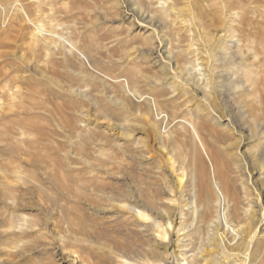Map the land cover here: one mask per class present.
Returning a JSON list of instances; mask_svg holds the SVG:
<instances>
[{"label": "bare ground", "instance_id": "obj_1", "mask_svg": "<svg viewBox=\"0 0 264 264\" xmlns=\"http://www.w3.org/2000/svg\"><path fill=\"white\" fill-rule=\"evenodd\" d=\"M94 1L97 6L100 5L99 0H94ZM100 1H103L104 3L103 6H106L108 10L110 9L112 10L114 9L116 11L119 10L121 14H124L122 16L123 24L126 23L127 25H131V27L132 26L134 27L131 33L128 32L126 33V35H122V34L119 35L120 41L130 43L131 41L129 42V37L133 39L142 38L144 40L143 41L145 45L144 48L140 46L141 48L139 47L135 49L136 47H133L136 53L137 50L139 51L137 53L138 56L145 57V59L146 57L153 58V56H156L153 58L155 60L158 58V56H163L165 61H167L168 63L174 62L177 69L181 73L186 75H193L196 69L187 64L180 65L179 61L182 58L185 60L187 57H189V55H192V57L200 58V55H204V53L207 54V59L209 58L211 60H210V65L208 67L206 66L207 68L205 67V72L207 73L206 77L204 78V73H203L201 74L202 76H200V78H197V83L203 89L202 91H204L205 94H208L207 91L209 87L210 89L212 87L217 88L216 92L219 93L221 90L218 91V86H219L218 83L221 82L222 79L228 80V82H232L235 80V82L233 83L237 89L236 91L237 96H234L232 98L233 100L232 104H230L228 100H226L227 103L226 101L225 103L228 104L227 106L229 108L226 115L228 117V121L229 120L233 121L237 127L238 137H237L236 148L234 147L236 151L235 153L232 152L233 154L230 153L231 154L229 157L230 161H228V159L225 158L228 161V164H226L225 162L224 164L222 163L221 165L219 164L217 159L208 152L209 149L207 150L206 148L207 145L203 141L200 134V132H202L201 129L203 130L205 129V125H204L205 121L203 116L200 114L201 107L198 105L200 101L198 102V104L196 103L198 106L196 107V115L192 114L194 115V117H189V115L188 117H186L185 115L183 118L181 117V119L178 122H176V119H173L171 117L172 114L170 115L167 111H165L166 109H162V106H160L161 103L166 102V99L163 100L165 102L158 103V100L156 99L157 95L154 97L150 94H147L144 91L143 93L145 94H143L136 88L137 86L131 87L129 83H126L123 86L125 91L129 93L128 95L134 97L135 101L138 100L139 102H142V104L140 103V106L143 105V110L141 109L142 111L145 110L144 105L148 104V107L146 106L145 107L147 109L149 108L148 110H150L152 113L153 120L151 119L152 120L151 123L156 131V136L154 134L153 135L158 140L157 145L160 144L162 148L169 146L171 148L169 154L172 155L171 157L167 158L169 165L166 166L172 167L174 174L176 173L174 175L175 178L174 183L176 184L171 185L170 184L171 181H168V185L169 187L171 185V187L170 188L167 187V183L166 186L164 187L170 189L171 198L169 200L173 202L180 201L179 202L180 205L179 206L176 205L175 207L173 206L169 208L166 205L168 209L161 208L160 204L157 202L158 199L155 198V196L157 195H153L154 194L153 191H151L153 192L152 194L151 192H148V188L146 189L140 187L142 181L141 178H143V176L145 175L143 174L141 178L137 177L134 171H131L130 173L132 174L133 172L135 173L134 174L135 176L133 175L134 176L133 182H135L134 184H136L135 185L136 187L134 189H131V187L134 186H132V184L129 183L131 184L130 186L131 190L130 191L126 190L128 191L127 194H125L127 199L124 200L122 199L124 194L115 192L116 189L111 185V183L113 182L110 181V184L107 183L109 178H107L108 180L105 179L104 177L105 172L103 173L99 171V169L101 168L94 165H90L89 167L84 166L82 168L80 167L78 168L77 162H76L77 165L76 166L75 163L71 161L63 151L62 152L65 155L64 156L58 155L59 157H56L54 156L53 153H50L51 147H50V143H48L49 139H47L50 133L47 132L48 130L46 128V125H44V123H41V121L45 119L41 114L42 112L46 113V111H43L44 107L42 109L41 107L46 103L50 105L51 102L50 103L49 102L44 103L43 101L41 102L40 101L41 98L40 100H37L38 98L36 99V97L32 95L31 91L29 93V90L23 89L25 82L24 84L23 82H21L23 84L21 86L23 87L17 84L18 82H16L15 80L17 75H15V79H14L13 77L14 75H12L13 78H10L8 74L5 73L4 76L1 77H4L3 79L7 81V83L5 84V86L1 88L2 91L0 92V102H1L0 103V202L2 203V204L0 203L2 205L0 210V221L2 224V229L0 230V234L4 235V237H6L7 240L1 242V245H3L1 249V251L3 252L2 256L7 260L8 262L7 264H17L16 261H18V264H23L21 262V259H25V258L29 259L31 255H33L32 253L39 250L47 249V247H49V242H47V240L57 236L56 239L57 240L60 239L62 241L61 245L63 244L67 245V246L64 245L63 247L60 245V248L62 250L61 253L59 254L60 258L58 259V261H63V262L59 264H63L64 262L66 263L68 262L69 264H106V262L108 263V260L110 261L115 260L120 264H165L171 255L170 253H168V246H169L171 233L173 231H176L178 233V239L180 243H182L181 246L182 250L180 249L181 251L178 252L177 254V256H180V259L183 262L182 264L229 263L231 260L234 259L239 260L240 261L239 264H264V0H100ZM73 2L74 1H72L71 3ZM64 5L65 4H63V6ZM68 7L69 6L66 7L65 5V8ZM89 7L90 6H88V8ZM9 13L10 16L9 19L7 20L6 16ZM61 13L62 12H60V14ZM64 14H66V12ZM78 14L80 15V13ZM49 16L51 17L52 15ZM87 16L89 17L88 13ZM21 17L23 20H25L29 25H32L33 27L31 28L33 29L31 33L32 34L31 41L28 45L29 47L27 46L29 48L28 50H30L31 52L35 51L36 53V50L40 46L41 42H43V47H47L48 49L52 48L54 42L55 43L57 42L54 39V37L55 38L57 37L60 41L67 43L83 59L87 61L89 60L88 59L89 56L87 58L85 51L78 49L74 45V43L67 41L64 35L59 34V32L50 30V28L47 29L46 25L44 24L45 22L43 23L42 20H39L38 18L37 20H35L34 18H32L28 9L24 5V2L20 0H14L12 3H10V5H7L2 0H0V37L7 36L6 31L8 29L5 31L4 28L8 27L9 25H12L18 30L21 29V20H20ZM62 20H64V18ZM62 23L63 22H61V24ZM55 28L56 26L53 29ZM50 34L52 35L50 36ZM75 35L76 34H74V36ZM28 40L29 39H27V41ZM156 42L158 43L157 45ZM101 45L105 46L104 43L103 44L101 43ZM132 45L133 44H131V46ZM136 45L137 47L139 46V44L137 43ZM201 45H203V47H208L207 50H201L200 49ZM79 48L82 49L81 46ZM90 49L93 53L98 51V49L96 50V47H94V44H91ZM123 50L126 49L124 48ZM135 52L134 51L132 53L130 52L129 56L130 57L131 55L133 56ZM78 54H77V58L79 57ZM64 56L65 55H63V57ZM126 59L128 60V58ZM160 60H156L155 62L157 63ZM65 61L68 62L67 60ZM130 61L128 63H130ZM90 62L88 61L87 63ZM94 62L96 63V61ZM12 63L14 64V62ZM44 63L47 64L48 62L47 63L44 62ZM183 63L185 62L183 61ZM38 65H40V63ZM67 65H69V63ZM99 65L100 64L98 63V66ZM102 65H104V63ZM72 67L70 69H72ZM131 67L128 68L129 74L132 75L133 78L135 77L140 78L139 74L142 73L140 68L137 66L132 68ZM160 67L159 69H163ZM37 69L38 71L42 69L41 71L43 73L46 72L43 71V68H37ZM67 69L66 71L69 72L70 69L69 70ZM99 70L98 71L94 70V71L97 72V75H102L104 77H107L106 70L105 73ZM41 71L40 73H42ZM49 71H53V70L49 69ZM90 71L92 72L91 68ZM56 72L58 73V70ZM80 72L82 73L81 70ZM80 72L78 73L77 71L78 75L81 74ZM49 73H48L49 75L52 74V72ZM87 73L84 74L83 72L84 75H87ZM46 74L44 73L45 79L43 83L44 82L48 84L53 83V85H55L54 83L56 82L54 81V79L57 80L58 75L55 73L57 78L55 75L54 78H51L49 76L45 77ZM64 75L67 76V74ZM152 75L153 77H155L153 72ZM28 77L30 78V76ZM156 77L158 78V76ZM138 78L134 81L135 83H138ZM62 79L61 81L63 82V80L65 79L63 80ZM144 79L146 80L145 75H144ZM159 80L162 82L163 77L162 79L159 78L157 79L158 84L160 82ZM106 81L108 82V80ZM140 81L141 79H139V82ZM154 81H156V79ZM166 81L164 82L166 83ZM59 82L57 81V83ZM107 82H105V84H107ZM124 82L126 81L124 80ZM67 83L68 81H65V85ZM148 83H151V81ZM112 84L116 86L117 83L116 84L112 83ZM158 84L154 86L155 88H153V90L162 89L159 87L160 84L159 85ZM170 84H172V82ZM96 85L99 86V84ZM98 86L97 89L100 88ZM34 87H36V85H34ZM73 87L70 88L73 89ZM81 87H79L78 90L80 97L83 94H86V93H82L81 95L80 93V91L82 90ZM172 87L169 90H171ZM140 88H142V86ZM74 89L71 91L75 92L76 90ZM102 89L103 90L105 89L104 86ZM65 90H69V88ZM182 90L185 91L184 89ZM42 91H43L42 95H44V93L46 92H44V90ZM83 91H85L84 88ZM97 92L94 91L93 94L95 93L97 94ZM209 92H211V90ZM52 93H54V91ZM151 93L153 92L151 91ZM5 94H7L8 97L6 102H4ZM69 95L71 94L69 93ZM212 95L215 94L213 93ZM106 96L107 95H105V97ZM112 97L114 96L112 95ZM124 97H127V95ZM49 98L51 99V97H48V99ZM43 99L48 100L47 98H43ZM92 100L95 101V99L93 98ZM183 101L184 100H182V102ZM81 102L83 103L84 101ZM168 102H170V100ZM56 103L55 106L51 104L53 107H56L57 105V107L54 109L55 113H58L59 111L62 112L64 109L61 110L60 107L62 106ZM191 103H195V101ZM58 105L60 107H58ZM76 105L78 106V104ZM85 105H89V104L85 103ZM121 105L117 109H121L122 107L124 108V106L121 107ZM184 105L185 104H183V106ZM235 105H237L236 106V108H238L237 110H235ZM178 106L179 105H177V107L175 108H178ZM138 107L139 105L136 107V109ZM57 108H59L60 110H58ZM80 108H76V111L77 109ZM37 109L39 111H42L41 114L40 112L36 111ZM97 109L99 110V107H97ZM187 109L188 108L186 107V111H188ZM128 110L130 111L129 106H128ZM78 111L80 112V110ZM81 111H83V109ZM61 112H59L58 115H62L60 117L63 118L65 116L66 111L64 115ZM165 112L167 113L169 120L171 119L170 124H168V122H166L164 119L161 120V115ZM47 113L50 114L49 110L47 111ZM100 113H102V111H100ZM58 117L59 116H57V118ZM59 121H63V120L60 119ZM201 121H203L204 123ZM130 122L131 121H129L128 124ZM164 122H166V125ZM173 123L174 124L180 123L179 124L180 128H176L175 130H172V127L174 126ZM135 124L138 123L136 122ZM127 126H128L127 130L133 127L131 130L135 132L134 130L135 128L133 125L130 128H129V126H131L130 124ZM144 126L146 127V124ZM145 127L143 131L147 130V129L145 130ZM138 128L139 127H137V129ZM141 128L142 126L140 127V129ZM149 129L150 128H148V130ZM130 132L128 130L129 135L131 134ZM107 133L108 132H106V135H103L104 133H102L101 135L105 137L108 135ZM52 136L54 135L52 134ZM95 136L96 139L97 137L99 139L98 135ZM89 137L90 136H88V138ZM93 137L94 136H92V138ZM49 138L52 139V137ZM148 138L147 140L150 142ZM110 139L112 138L109 137V140ZM152 139L155 138L151 137V140ZM107 140L108 139H106V141ZM92 142L95 143V141L93 140ZM89 143L91 144V141H89ZM134 143L135 142H133V145H135ZM150 144L151 143H149V145ZM110 146L108 148H111ZM131 146L132 145H130V147ZM73 147H71V149ZM99 147L101 146L99 145ZM104 147L102 150H104ZM130 147L127 146L128 149H130ZM78 148H80L81 150H85L81 145H79ZM156 148H160V147L157 146ZM156 148H154V150ZM162 148H160L161 151ZM93 149L92 152H94ZM112 149L113 147L111 148V150ZM133 149H136V147ZM134 151L137 152L136 150ZM96 152L98 151L96 150ZM130 152L127 153L131 154V156L134 157L135 155H132V153ZM135 152H133V154ZM148 152L149 151H146L143 154H147ZM101 153L103 154V152ZM118 153L120 154L119 151ZM201 153L204 155L205 159H203ZM102 154L99 155V157H96L98 163L104 162V159H108V158L103 159V155L105 156L106 153H104L103 155ZM114 155H118V154L115 153ZM121 155L124 154L122 153ZM150 155L152 154L150 153ZM136 156L134 157V159L136 158ZM119 157H121V162L125 163L123 161V158H125V156L123 158L122 156ZM152 158L153 157H151V159ZM162 158H165L164 155ZM82 159L84 163L86 164L89 163V160L85 156H83ZM119 159L116 158V160ZM105 161H109V160H105ZM95 162L94 164H96ZM177 162L179 166L175 167ZM157 163L159 162L157 161ZM108 164H112V163H108ZM108 164H106L105 162V166L107 165L110 168L111 167L113 168V166L119 167L118 165L109 166ZM148 165L150 166L151 163L150 164L148 163ZM153 166L151 165V167ZM100 167H102V164ZM108 167L106 169H108ZM137 167H141V166H137ZM119 168L120 169L118 168L117 169L120 172L122 168L121 167ZM144 169L146 170L145 167ZM160 172H162V170H160ZM132 174L131 177H133ZM231 174H235V178H231ZM123 175L118 174V176L121 177H123ZM111 176L113 177V175ZM158 176H160V174ZM185 176H187L186 178L187 181L186 180L184 181ZM166 179L169 180L170 178L168 179L167 177ZM150 180L151 179H149L148 182L151 185ZM236 181L237 182L241 181V187H238L236 185ZM144 183L147 182L143 181V185ZM115 184L117 185V183ZM110 186L112 187V189L115 190L107 191V189H109ZM120 186L121 185H118V187ZM152 186L150 187L151 190H153ZM157 187L158 186H156L155 190L157 189ZM121 190L122 188H120V191ZM158 196L157 198H160V196L159 197ZM29 198L36 199L38 201L39 204L38 206H40L39 209L41 211L40 216L38 215L37 217V215L33 216L25 213V206H26L25 200L26 202H28ZM165 204L168 203L166 202ZM149 206H152V208L155 209V218L152 224L147 223L148 220H150L151 217H153L151 211L149 210ZM113 208H120L121 209L120 212L124 210L125 218L124 217L119 218L117 216L118 218L112 219L111 218L112 215L104 216L105 214L104 215L102 214L103 216L99 215V217H97L95 214V213L100 214L106 211L108 212L110 209ZM19 209H22V211H18ZM24 214H27L28 217L21 216ZM134 227L135 229H133ZM186 247H191V248L186 249ZM15 258L17 259L15 260ZM43 261H44L43 263L35 261V264H58L56 261L46 256Z\"/></svg>", "mask_w": 264, "mask_h": 264}, {"label": "rangeland", "instance_id": "obj_2", "mask_svg": "<svg viewBox=\"0 0 264 264\" xmlns=\"http://www.w3.org/2000/svg\"><path fill=\"white\" fill-rule=\"evenodd\" d=\"M5 4L7 5H10V3H12L14 0H2ZM22 2H24V5L26 6V8L28 9L30 15L32 18H34L35 20H37V18L39 20H42V22L46 25L47 29L50 28V30H53L55 32H59V34H62L64 35V37L67 39V41L69 42H72L74 43V45L82 50V51H85L86 53V56L88 58L89 56V62L91 60L90 63H87L88 61L83 59L81 56H79L78 53L75 52L74 49H72L67 43L63 42V41H60L57 37L54 39L57 41L56 43L54 42V44L52 45V48L48 49L47 47H43V42L40 43V46L37 48L36 50V53L35 51L34 52H31L30 50H28L29 48V43L31 41V33H32V30L31 28L32 25H29L25 20L22 19L21 17V29H16L15 27H13L12 25H9L8 27H5V31L7 32V38L6 37H0V92L2 91L1 88L3 86H5V84L7 83V81H5L3 78L4 77H1V76H4V74H8V76L10 78H13L15 79V75L16 76V82H18L17 84L18 85H23L24 82V87L23 89H26V90H29V93L31 91L32 95H34L36 97L37 100H40L41 98V102L43 101L44 103L46 102H51V104H53L55 106V103L57 102L59 105L58 107H60L61 110H63L61 112L63 115L65 113V116L63 118L60 117L62 115H58V113H55L54 109L57 107H53L51 104V106L46 103L44 104L41 109L43 108V111H47L49 110L50 114L47 113L48 115L45 113V112H42V111H39L38 109L36 111L42 112V116L45 118L43 121H41V123H44V125H46V128H47V132H49V137H52L51 138H47L49 139L48 140V143H50V153H53L54 156L56 157H59L58 155H61V156H64L65 154L68 156V158L73 161L76 165V162L78 164V168H82V167H89L90 165H94V166H97L101 169H99V171L101 172H105L104 173V177L106 180H108L107 178H109L108 182L110 184V181H112L113 183H111L112 187H114L115 189H112V187L110 186L109 189H107V191H113L115 190V192H119L120 194H124V196L122 197V199H127V197L125 196V194H127L128 191L126 190H131V189H134L136 186V184H134L135 182H133V179H134V174L136 173V176L137 177H140L143 176V174L145 176H143L142 181H141V185L140 187L141 188H148V192H151L153 191L154 194L153 195H159L160 198H157V196H155L157 200V202L160 204L161 208L163 209H168L169 207H175L176 205L179 206V202H173V201H170L169 199L171 198L170 196V187L171 185H174L176 183L175 182V178H174V171H173V168L170 167V166H166V165H169L168 164V161H167V158L168 157H171L172 154H169V151H170V146L169 147H161L160 144L157 145V142L158 140L156 139V131L151 123V121L153 120V117H152V113L150 110H148L146 107H148V104L146 103H143V104H146L144 105V111L143 110V105L140 106V103L142 104V102H139L138 100L135 101L134 97H132L131 95H128L129 93L125 91L124 89V84L126 83H129L130 86H137L136 88L141 92L143 93L146 92L147 94H150L152 96H156V99L158 100V103H161V102H165L163 101L164 99H166V104L165 103H161L160 106H162V109H166L165 111H167L171 117L173 119H176V122H178L181 117L183 118L185 115L186 117H194V115H196V107L199 105L201 107V111H200V114L203 116L204 118V121H201L204 123L205 125V129L208 128V129H201L202 132H200L201 134V137L203 139V141L205 142V144L207 145L206 148L208 150V152L213 155L217 161L219 162V164L221 165L222 163L224 164L226 162V164H228V161H230V153L236 151V143H237V137H238V133H237V127H236V124L229 120L228 121V117L226 116L227 115V112H228V104L226 100H228L230 102V104H232V98L234 96H237L236 94V86L234 85L233 82H228V80H224L222 79L221 82H219V86H218V91H220L219 93L216 92L217 88H211L209 87L207 93L208 94H205L204 91H202L203 89L200 87V85L197 83V78H200V76H202L201 74L204 73V78L206 77V72H205V67L209 66L210 65V60L211 59H207V54L204 53V55H200V58L199 57H192V55H189V57H187L185 60L182 58L179 62H180V65H183V64H187L191 67H194L196 70H195V73L193 75H186V74H183L181 73L174 62L172 63H168L167 61H165V59L163 58V56H158V58L156 60H160L158 61L157 63L155 62L156 60L153 59L154 57L156 56H153V58L151 57H141V56H138L137 53L139 52L137 50V53L135 52V50L133 49V47H136L135 49L139 48L140 46L142 48L145 47L144 45V40L142 38H131L129 37V42L130 43H127V42H122L120 41V36L119 35H126V33L128 32H132L134 27L131 25H127L126 23L123 24L122 22V16L124 14H121V12L116 11V10H108V8L106 6H103V1H100V5L97 6L95 4V1L94 0H20ZM72 1H74L73 3H71ZM81 3H79V2ZM83 1V2H82ZM89 1V2H88ZM94 1V2H93ZM44 3V4H43ZM89 3V4H88ZM95 5H94V4ZM42 4V5H41ZM63 4L67 6H69L68 8H65V5L63 6ZM68 4V5H67ZM77 7H76V5ZM86 4V5H85ZM93 4V5H92ZM88 6H90L88 8ZM38 7V9H37ZM94 7V8H93ZM73 8V9H72ZM97 8V10H96ZM48 9V10H47ZM55 9V10H54ZM85 9V10H83ZM87 9V10H86ZM35 10V11H34ZM37 10V11H36ZM43 10V11H42ZM54 10V11H52ZM72 10V11H71ZM78 12H77V11ZM41 11V12H40ZM82 11V12H81ZM85 11V12H83ZM121 11V10H120ZM32 12V13H31ZM39 12V13H38ZM52 12V13H50ZM54 12V13H53ZM60 12H62L60 14ZM66 12V14H64ZM68 12V13H67ZM72 13V15H71ZM74 13V14H73ZM80 13V15L78 14ZM87 13L89 15V17L87 16ZM34 14V15H33ZM38 14V15H37ZM41 14V15H40ZM52 15L51 17L49 15ZM57 16H56V15ZM82 14V15H81ZM93 14V15H92ZM69 15V17H68ZM85 15V16H84ZM48 16V17H47ZM59 16V17H58ZM62 16V17H61ZM67 16V18H66ZM76 16V17H75ZM55 17V18H54ZM58 17V18H57ZM75 17V18H74ZM85 17V18H84ZM61 18V19H60ZM64 18V20H62ZM77 18V19H76ZM80 18V19H79ZM53 19V20H52ZM56 19V20H54ZM84 19V20H83ZM93 19V20H92ZM52 20V21H51ZM68 20V21H67ZM49 21V22H48ZM65 21V22H64ZM74 21V22H73ZM61 22H63L61 24ZM68 22V23H67ZM71 22V24H70ZM82 22V23H80ZM125 22V21H124ZM58 23V24H57ZM28 24V25H27ZM51 26H50V25ZM61 24V25H60ZM24 25V26H23ZM53 25V26H52ZM56 26V30L53 29L55 26ZM73 25V26H72ZM97 26V27H96ZM70 27V28H69ZM66 28V29H65ZM74 28V29H73ZM68 29V30H67ZM25 30V31H24ZM64 30V32H63ZM18 31V32H17ZM30 31V32H29ZM62 32V33H61ZM74 34H76L74 36ZM216 34V32H215ZM52 34H50L51 36ZM133 35V34H132ZM49 36V37H50ZM9 37V38H8ZM91 37V38H90ZM117 37V38H116ZM4 38V39H3ZM6 38V39H5ZM27 39H29L27 41ZM83 39V40H82ZM138 39V40H137ZM142 39V40H141ZM5 41V42H4ZM139 44V46L137 47L136 43ZM141 41V42H139ZM60 44H59V43ZM86 42V43H85ZM85 43V44H84ZM101 43L105 44L104 45H101ZM107 43V44H106ZM26 44V46H25ZM91 44H94V47H96V50L98 49V51H94L95 53H93L90 49L91 47ZM124 44V45H123ZM131 44H133L131 46ZM158 43L156 42V45ZM17 45V46H16ZM59 45V46H58ZM86 45V47H85ZM126 45V46H125ZM144 45V46H143ZM25 46V47H24ZM28 46V47H27ZM82 47L79 48V47ZM129 46V47H128ZM11 47V48H10ZM140 47V48H141ZM9 48V49H8ZM21 48V49H20ZM66 48V49H65ZM126 49V50H123V49ZM204 48V49H203ZM208 47H203V45L200 46V49L201 50H207ZM86 49V50H85ZM89 49V50H87ZM120 49V50H119ZM46 50V51H45ZM65 50V51H64ZM15 51V52H14ZM30 51V52H28ZM61 51V52H60ZM135 52V54H133V56L131 55V57L129 56V53L131 52ZM6 52V53H5ZM69 52H72V53H69ZM88 52V53H87ZM92 52V53H91ZM124 52V53H123ZM127 52V53H126ZM35 53V54H34ZM58 53V55H57ZM11 54V55H10ZM18 54V55H17ZM24 54V55H23ZM68 54V56H67ZM72 54V55H71ZM77 54H78V58H77ZM90 54H91V57H90ZM96 54V56H95ZM103 54V56H102ZM128 56H126V55ZM29 55V56H28ZM61 55V56H60ZM63 55H65L63 57ZM23 56V57H22ZM28 56V57H26ZM96 58H95V57ZM3 57V58H1ZM26 57V58H25ZM54 59H53V58ZM62 57V58H61ZM67 57V59H66ZM69 57V58H68ZM74 57V58H73ZM23 58V59H22ZM49 58V59H47ZM57 58V59H56ZM65 58V59H63ZM73 58V59H72ZM82 58V59H81ZM91 58V59H90ZM105 58V59H104ZM107 58V60H106ZM115 58V59H113ZM128 58V60L126 59ZM137 58V59H136ZM195 58V59H194ZM198 58V60H197ZM204 58V60H203ZM206 58V59H205ZM47 59V60H46ZM56 59V60H55ZM62 59V60H60ZM94 59V60H93ZM144 59V60H143ZM15 60V61H13ZM20 60V61H19ZM28 60V61H27ZM65 60H67L68 62H66ZM77 60V61H76ZM82 60V61H81ZM106 62H105V61ZM118 60V61H117ZM131 60V61H130ZM164 60V61H163ZM201 60V61H200ZM48 62L47 64H45L44 62ZM64 61V63H63ZM75 61V62H74ZM96 61V63L94 62ZM108 61V63H107ZM130 61V63H128ZM134 61V62H132ZM183 61L185 63H183ZM190 61V62H189ZM194 61V62H193ZM14 62V64L12 63ZM40 65H38L39 63ZM50 62V64H49ZM57 62V63H56ZM77 62V63H76ZM86 62V64H85ZM114 62V63H113ZM166 62V63H165ZM30 63V64H29ZM63 63V64H62ZM66 63V64H65ZM69 63V65H67ZM98 63L100 64L98 66ZM104 63V65L102 64ZM110 63V64H109ZM119 63V64H117ZM196 63V64H195ZM198 63H199V66H198ZM206 63V64H205ZM58 64V65H57ZM74 67H72V65ZM109 64V65H108ZM124 64V65H123ZM130 64V65H129ZM158 64V65H157ZM201 64V65H200ZM14 65V66H13ZM21 65V66H20ZM25 65V66H24ZM34 65V66H33ZM50 65V66H49ZM52 65V66H51ZM128 65V66H127ZM132 65V67H139L140 70H141V74H139L140 78L138 77H135L133 78L132 75L129 74L128 72V68H130ZM134 65V66H133ZM170 65V66H169ZM13 66V67H12ZM24 66V67H23ZM29 69H28V67ZM41 66V67H40ZM43 66V67H42ZM47 66V67H46ZM72 69H70L71 67ZM104 66V67H103ZM107 66V68H106ZM160 68H163V69H159ZM169 66V67H168ZM175 68H174V67ZM196 66V67H195ZM198 66V67H197ZM27 67V68H26ZM36 67V68H35ZM69 68L70 71H71V74H70V71H66V69H63V68ZM78 67V68H77ZM95 67V68H94ZM99 67V68H97ZM109 67V68H108ZM131 67V68H132ZM145 69H143V68ZM206 67V68H207ZM23 68V69H22ZM37 68H43V71H46L44 72L45 74L49 73V72H52V76L51 75H45L46 76H49L51 78H54L56 76V74L58 75V78L57 80L54 79V81L56 83H54L55 85H53V83H46L44 81V73L41 71L42 69H40L38 71ZM45 68V69H44ZM46 68H49L53 71H49V69H46ZM62 68V69H60ZM77 68V69H76ZM90 68L92 70V72L90 71ZM102 68V69H101ZM104 68V69H103ZM165 68V69H164ZM172 68V69H171ZM58 70V73L55 71ZM67 69V70H69ZM74 69V70H73ZM75 69H76V72H75ZM100 69V70H99ZM115 69V70H113ZM12 70V71H10ZM28 70V71H26ZM73 70V71H72ZM80 70L82 71V73L80 72ZM87 70V71H86ZM89 70V71H88ZM102 71L103 73H105L106 71V76L107 77H104L102 75H97V72L95 71ZM106 70V71H105ZM109 70V71H108ZM26 71V72H25ZM40 71L42 73H40ZM55 71V72H54ZM80 72L81 74H86L87 72V75H81L78 73ZM116 71V72H114ZM176 71V72H175ZM19 72V73H18ZM35 72H36V75H35ZM54 72V73H53ZM75 72V73H73ZM112 72V73H111ZM124 72V73H122ZM152 72L154 74V76H158L159 79H162L163 77V81L159 82V84L157 83V77H153L152 75ZM166 72V73H165ZM175 72V73H174ZM178 72V73H177ZM24 73V74H23ZM39 76H38V74ZM56 73V74H55ZM63 73V74H62ZM69 73V75H68ZM73 73V74H72ZM97 75H95V74ZM109 73V75H108ZM168 73V74H167ZM43 74V75H42ZM64 74H67V76H65ZM124 74V75H123ZM157 74V75H156ZM174 74V75H173ZM199 74V75H198ZM12 75H14L12 77ZM30 76V78L28 76ZM55 75V76H54ZM75 75V76H74ZM78 75V76H77ZM89 75V76H88ZM93 75V77H92ZM116 75V77H115ZM119 75V76H117ZM144 75L146 77V80L144 79ZM148 75V76H147ZM180 75V76H179ZM38 76V77H37ZM43 76V77H42ZM74 76V77H73ZM77 76V77H76ZM86 76V77H85ZM92 78H91V77ZM101 76V77H100ZM131 76V77H130ZM168 76V77H167ZM188 76V77H187ZM35 80H34V78ZM80 77V78H79ZM85 77V79H84ZM98 77V78H97ZM128 77V78H127ZM166 77V78H165ZM173 77V79H172ZM175 77V78H174ZM180 77V78H179ZM18 78V79H17ZM25 80H23V79ZM37 78V79H36ZM60 78V79H59ZM65 80H63V79ZM69 78V79H68ZM83 78V79H81ZM107 78V79H106ZM116 78V79H115ZM118 78V79H117ZM133 78V79H132ZM138 78V83H135L134 81ZM147 78H148V81H147ZM152 78H155L156 81H154L155 79H152ZM188 78V79H187ZM21 79V81H20ZM42 79V80H40ZM61 79L63 80V82L61 81ZM81 79V80H80ZM89 81H88V80ZM91 79H92V82H91ZM101 79V80H100ZM123 79V80H122ZM133 81H132V80ZM139 79H141V81L139 82ZM143 79V80H142ZM13 80V79H12ZM79 80V81H77ZM108 80V82L106 81ZM119 84H118V82ZM124 80L126 82H124ZM128 80V81H127ZM130 80V81H129ZM167 80V81H166ZM192 80V81H191ZM57 81L59 83H57ZM65 81H68V83L65 85ZM104 81V82H103ZM115 81V82H114ZM123 81V82H122ZM151 83H148L150 82ZM166 81V83L164 82ZM2 82V83H1ZM23 82V84L21 83ZM37 84H36V83ZM80 82V83H78ZM102 82V83H101ZM105 82H107V84H105ZM159 85L160 88H162L161 90L159 89H155L153 90V88H155L154 86L157 85L156 83ZM168 82H172V84L168 83ZM224 82V83H223ZM10 83H13V82H10ZM101 83V84H100ZM109 83V84H108ZM111 83V85H110ZM112 83L116 84L113 85ZM163 83V84H162ZM174 83V84H173ZM229 83V84H228ZM44 86H43V85ZM63 87H62V85ZM75 84V85H74ZM92 84V85H91ZM96 84H99L96 85ZM167 84V85H166ZM169 84V85H168ZM34 85H36V87H34ZM40 85V87H39ZM70 85V86H69ZM109 85V86H108ZM122 85V86H121ZM171 85V86H170ZM178 85V86H177ZM180 85V87H179ZM230 85V86H229ZM27 86V87H26ZM42 86V87H41ZM47 86V87H46ZM50 86V87H49ZM58 87V88H55V87ZM68 86V87H67ZM75 86V87H73ZM81 86H84V87H81L80 88V93L82 95V93H86V94H83L84 97H87V98H84L83 95L80 97L79 95V87ZM97 86L100 87L97 89ZM104 86V88L106 89H102ZM114 86V87H113ZM142 86V88H140ZM173 86V87H172ZM232 86V87H231ZM54 87V88H53ZM60 87V88H59ZM66 87V88H65ZM73 87L74 90H76L75 92L74 91H71L73 89L71 88ZM86 87V88H85ZM117 87V88H116ZM139 87V88H138ZM168 87V88H167ZM172 87V91L169 90L170 88ZM38 90H37V89ZM53 90H51V89ZM69 90H65V89H68ZM83 88L85 91H83ZM109 88V89H108ZM113 92H112V90ZM124 91H123V89ZM153 92L151 93V91ZM177 90H176V89ZM34 89V90H33ZM64 89V90H63ZM93 89L95 92H97V94H93L94 91L91 90ZM167 89V90H166ZM176 91H175V90ZM182 89H184L185 91H183ZM37 92H36V91ZM46 92L44 93V95H42L43 91ZM103 90V91H102ZM111 90V92H110ZM115 90V91H114ZM117 90V91H116ZM211 90V92H209ZM213 90V91H212ZM41 91V93H40ZM54 91V93H52ZM68 91V92H66ZM123 91V92H122ZM162 91V92H161ZM170 91V93H169ZM175 91V93H174ZM188 91V92H187ZM28 92V91H26ZM59 94H57V93ZM101 92V93H100ZM107 92V93H106ZM118 92V93H117ZM158 92V93H156ZM173 92V93H171ZM177 92V93H176ZM184 92V93H182ZM187 92V93H185ZM190 92V93H189ZM51 93V95H50ZM69 93L71 95H69ZM104 93V94H102ZM112 93V94H110ZM116 93V94H115ZM127 95V97H124ZM180 93V94H179ZM215 94V95H212V94ZM41 97H40V95ZM57 94V95H56ZM92 94V95H91ZM109 94V95H108ZM122 94V95H121ZM145 94V93H143ZM162 97H161V95ZM185 94V95H184ZM226 94V95H225ZM232 94V95H231ZM48 95V96H47ZM56 95V96H55ZM61 98H60V96ZM66 95V96H65ZM105 95H107L105 97ZM112 95L114 97H112ZM212 95V96H211ZM45 96V97H44ZM63 96V97H62ZM77 96V97H76ZM79 96V97H78ZM93 96V97H92ZM110 96V98H109ZM129 96V97H128ZM131 96V97H130ZM168 96V97H167ZM174 96V97H173ZM194 96V98H193ZM196 96V97H195ZM232 96V97H231ZM48 97H51V99ZM59 97V98H58ZM83 97V98H82ZM90 97V98H89ZM166 97V98H165ZM188 99H187V98ZM199 97V99H198ZM43 98H47L48 100L46 99H43ZM95 99V101L92 100ZM99 98V99H98ZM168 98V99H167ZM177 98V99H176ZM191 98V100H190ZM197 98V99H196ZM207 98V99H206ZM8 99L7 97V94L4 95V102H6V100ZM87 99V100H86ZM176 99V100H174ZM46 100V101H44ZM125 100V101H124ZM131 100V101H130ZM162 100V101H161ZM170 100V102H168ZM182 100H184L182 102ZM205 102H204V101ZM53 101V102H52ZM75 101V102H74ZM81 101H84L83 103ZM195 103H191V102H194ZM200 101V103L198 104V102ZM219 101V102H218ZM226 101V103H225ZM81 102V103H80ZM92 102V103H91ZM174 102V103H173ZM181 102V104H180ZM218 102V103H217ZM1 103V102H0ZM56 103V104H57ZM64 103V104H63ZM85 103L89 104V105H85ZM120 103V104H119ZM129 103V104H127ZM139 103V104H138ZM171 103V104H170ZM178 103V104H177ZM187 103H188V106H187ZM190 103V104H189ZM198 105H197V104ZM210 103V104H209ZM78 104V106L76 105ZM82 104V106H81ZM85 106H84V105ZM93 104V105H91ZM95 104H96V107H95ZM100 104V105H99ZM113 106H112V105ZM115 104V105H114ZM122 104V105H121ZM125 104V105H124ZM176 106H175V105ZM183 104H185L183 106ZM193 104V105H192ZM260 104V103H259ZM111 105V106H110ZM116 105H119V106H116ZM121 105L124 106V108L122 107L121 109H117L119 108ZM130 108V111L128 110V106ZM139 105V107L136 109V107ZM178 108H175L177 107ZM261 105V104H260ZM47 106V107H46ZM73 108H72V107ZM82 108H80V107ZM85 108H84V107ZM146 106V107H145ZM227 106V107H226ZM237 105H235V110H237L238 108H236ZM50 107V109H49ZM75 107V109H74ZM87 107V108H86ZM97 107H99V110L102 111V113H100V111L97 109ZM134 107V108H132ZM168 107V108H167ZM186 107L188 108L186 111ZM210 107V108H209ZM76 108H80V109H77L80 110V112L76 111ZM116 108V109H115ZM140 108V109H139ZM173 108V109H172ZM58 110H60L59 108H57ZM73 109V110H72ZM83 109V111H81ZM106 109V110H105ZM133 109V110H132ZM139 109V110H138ZM142 109V110H141ZM173 111H172V110ZM185 109V111H184ZM205 109V110H204ZM219 109V110H218ZM226 109V110H225ZM114 110V111H113ZM124 110V111H122ZM132 110V111H131ZM171 110V111H170ZM183 110V112H182ZM194 110V111H193ZM203 110V111H202ZM212 110V111H211ZM118 111V112H117ZM140 111V112H139ZM170 111V112H169ZM220 111V112H219ZM104 112V113H103ZM124 112V113H123ZM130 114H129V113ZM133 112V113H131ZM202 112V113H201ZM60 113V114H61ZM77 113V114H76ZM112 113V115H111ZM126 113V114H125ZM128 113V114H127ZM136 113V114H135ZM140 113V114H139ZM226 113V114H225ZM57 114V115H56ZM76 114V116H75ZM84 114V115H83ZM107 114V115H106ZM110 114V115H109ZM132 114V115H131ZM134 114V115H133ZM149 114V115H148ZM175 114V115H174ZM180 114V115H178ZM194 114V115H192ZM138 115V116H137ZM147 115V116H145ZM151 115V117H150ZM47 116V117H46ZM57 116H59L57 118ZM108 118H106V117ZM131 116V118H130ZM177 116V117H176ZM52 117V119H51ZM102 117H105V118H102ZM114 117V118H113ZM150 117V118H149ZM216 117V118H215ZM63 120V121H59L60 119ZM68 118V119H67ZM110 118V120H109ZM115 118H118V119H115ZM130 118V119H129ZM142 118V119H141ZM178 118V119H177ZM78 119V120H77ZM100 119V120H99ZM126 121H124V120ZM135 121H134V120ZM152 119V120H151ZM210 119V120H209ZM219 119V120H218ZM71 120V121H70ZM119 120V121H118ZM53 121V122H52ZM114 121V122H113ZM131 121L129 124L132 127V125L134 126V130H131L132 128L128 129L129 132L131 130V134L129 135L128 134V122ZM141 121V122H139ZM213 121V122H211ZM110 122V123H109ZM122 122V124H121ZM137 122L138 124H135ZM66 123V124H64ZM119 123V124H118ZM121 124V125H120ZM146 124V127L144 126ZM180 123H176L173 125L172 127V130H175L176 128H180ZM202 124V123H201ZM120 125V126H118ZM136 125V127H135ZM140 125V126H139ZM211 125V126H210ZM118 126V127H117ZM126 126V127H125ZM142 126V128L140 129V127ZM179 126V127H178ZM121 127V128H120ZM123 127V128H122ZM137 127H139L137 129ZM144 127H145V130L146 131H143L144 130ZM150 128L148 130V128ZM212 127V128H211ZM104 128V129H103ZM107 128V129H106ZM158 128V127H157ZM137 129V131H136ZM152 129H153V132H152ZM214 129V130H213ZM78 130V131H77ZM99 130H102V131H99ZM104 130V131H103ZM125 131V132H122V131ZM127 130V131H126ZM160 130V129H159ZM95 131V132H94ZM108 132L107 136H102L101 134L104 133L103 135H106V132ZM88 132V133H87ZM113 132V133H112ZM145 132V133H144ZM136 133V134H135ZM52 134L54 136H52ZM125 134V135H124ZM133 134V135H132ZM147 134V135H146ZM150 134V135H149ZM152 134V136H151ZM155 136H154V135ZM94 136L92 138V136ZM95 135H98L99 136V139L97 137L96 139V136ZM102 137H101V136ZM117 135V137H116ZM124 135V136H123ZM129 135V136H128ZM132 135V136H131ZM135 135V136H134ZM146 135V136H145ZM212 135V136H211ZM67 136V137H66ZM87 136V138H86ZM88 136H90L89 139ZM143 136V137H142ZM152 138H155L156 139V142H155V139H152L151 140V137ZM70 137V138H69ZM109 137L112 138L109 140ZM120 137V138H119ZM124 137V138H123ZM127 137V138H125ZM142 137V138H141ZM149 137V138H148ZM69 138V139H68ZM86 138V139H85ZM135 138V139H133ZM141 138V139H140ZM144 138V139H143ZM147 138L150 140V142L147 140ZM56 139V140H55ZM82 139V140H81ZM88 139V140H87ZM106 139H108L106 141ZM127 139V140H126ZM95 141L94 142H92ZM102 140V141H101ZM105 140V141H104ZM131 140V141H130ZM140 140V141H139ZM68 141V142H67ZM88 141V142H87ZM89 141H91V144L89 143ZM122 141V142H121ZM126 141V142H125ZM135 142L133 145V142ZM139 141V142H138ZM145 141V142H144ZM148 141V142H147ZM155 143H154V142ZM55 142V144H54ZM57 142V143H56ZM121 142V143H120ZM153 142V143H152ZM93 143V144H92ZM103 143V144H101ZM105 143V144H104ZM125 145H124V144ZM129 143V144H128ZM137 143V144H136ZM149 143H151L149 145ZM54 144V145H53ZM72 144V145H71ZM95 144V145H94ZM115 144V145H114ZM121 146H120V145ZM154 144V145H153ZM74 145V147H73ZM81 145L85 150H81L80 148H78V146ZM92 147H90V146ZM99 145L102 147H99ZM106 147H104V146ZM108 145V146H107ZM111 145V146H110ZM130 145H132L130 147ZM97 146V147H95ZM113 147V151L111 150V148H108V147ZM127 146L130 147V149L127 148ZM141 148H140V147ZM144 146V148H143ZM153 150H152V148ZM160 147L162 148V151L160 148H156V147ZM224 146V147H223ZM71 147H73L71 149ZM95 147V148H94ZM104 147V150H102ZM115 147V148H114ZM136 149H133L135 148ZM221 149H220V148ZM227 147V148H226ZM235 147V148H234ZM66 148V149H65ZM87 148V149H86ZM94 148V149H93ZM98 148V149H97ZM101 148V149H100ZM106 148V149H105ZM117 148V150H116ZM124 148V150H123ZM140 148V149H139ZM151 148V149H150ZM154 148H156L154 150ZM92 149L94 152H92ZM110 149V150H108ZM149 151L147 154H143L145 153L146 151ZM150 149V150H149ZM160 149V150H159ZM168 149V150H167ZM214 149V150H213ZM227 149V150H226ZM233 149V151H232ZM53 150V151H52ZM68 152H67V151ZM96 150L98 152H96ZM100 150V152H99ZM134 150H136L137 152H135ZM144 150V151H142ZM65 153H63V152ZM76 151V152H75ZM118 151L120 152V154L118 153ZM126 151V152H125ZM131 151V152H130ZM141 151H142V154H141ZM160 153H158V152ZM229 151V152H228ZM103 152L106 153L105 156L101 153ZM132 153V155H138L136 156V160L134 159L133 156H131V154H128V153ZM133 152H135L133 154ZM79 153V154H78ZM93 153V154H92ZM99 153V154H97ZM103 155V159L104 158H108V159H104V162H100L98 163L97 160H96V157H99V155L101 154ZM112 153V154H111ZM115 153H117L118 155H114ZM124 154V155H121V154ZM150 153L152 155H150ZM163 153V154H161ZM96 156H95V155ZM127 154V155H126ZM156 154V155H154ZM233 154V153H232ZM76 155V156H75ZM79 157H78V156ZM85 156L88 160H89V163H84L82 160L83 156ZM110 155V156H109ZM164 155L165 158H162ZM169 155V156H168ZM203 159L204 158V155L201 153ZM116 158H120L119 160H116ZM119 156H122V158L125 156V158H123V162H121V157ZM155 156V157H154ZM159 156V157H158ZM225 156V157H224ZM132 157V158H131ZM138 157V158H137ZM151 157H153L151 159ZM224 157V158H223ZM111 158V159H110ZM116 160L114 161L113 160ZM157 158V159H156ZM160 158V159H158ZM227 158L228 161L225 159ZM126 159V160H125ZM145 159V160H144ZM157 160L159 163H157ZM162 159V160H161ZM164 159V160H163ZM96 162H95V161ZM105 160H109V161H105ZM135 160V161H134ZM93 161V162H92ZM118 161V162H117ZM141 161V162H140ZM146 163H145V162ZM166 161V162H165ZM70 162V161H69ZM94 162L96 164H94ZM105 162L106 164L108 163H112V164H108L109 166L111 165H118L119 167H121L122 169H120L119 167L117 166H113V168L111 167H108V169H106L107 167L105 166ZM115 162V164H114ZM153 162V163H152ZM104 163V165H103ZM130 163V164H129ZM135 163V164H134ZM148 163L153 166L151 167V165L149 166ZM167 163V164H166ZM206 163V162H205ZM102 164V167H100ZM125 164V165H124ZM140 164V165H138ZM143 164V165H141ZM149 166H147V165ZM162 166H160V165ZM141 166V167H137V166ZM106 168H105V167ZM179 164L178 162L176 163L175 167H178ZM116 167V168H115ZM132 167V168H131ZM137 167V168H135ZM144 167L146 168V170L144 169ZM160 167V168H159ZM165 167V168H164ZM110 168V169H109ZM118 168V169H117ZM135 168V169H133ZM104 169V170H103ZM113 169V171H112ZM126 169V170H125ZM137 169V170H136ZM153 169V170H152ZM155 169V170H154ZM171 169V170H170ZM110 170V171H109ZM130 170V171H129ZM160 170H162V172H160ZM115 171V172H114ZM129 171V172H128ZM131 171H134L133 174L130 173ZM117 172V173H116ZM124 172V173H123ZM147 172V174H146ZM179 172H182V171H179ZM114 173V174H112ZM142 173V174H141ZM106 174V175H105ZM118 174H124L123 177L121 176H118ZM131 174L133 177H131ZM150 174V175H148ZM160 174V176H158ZM113 175V177L111 176ZM128 175V176H127ZM109 176V177H108ZM112 178H111V177ZM126 176V177H125ZM148 176V177H146ZM154 176V177H153ZM164 176V177H163ZM125 177V178H124ZM128 177V178H127ZM168 177L169 180H167L166 178ZM127 178V179H126ZM131 178V179H129ZM187 176H185V179L184 181L186 180L187 181ZM231 178H235V174H231ZM129 179V180H128ZM144 179V180H143ZM151 179V185L149 184L148 180ZM132 181V182H130ZM143 181H146L147 183H144L143 185ZM155 181V182H154ZM164 181V182H162ZM168 181H171V185L169 187L168 185ZM154 182V183H153ZM117 183V185L115 184ZM128 183V184H127ZM132 186L134 187H131L130 189V186L131 184ZM165 183V184H163ZM166 183H167V187H164L166 186ZM114 184V186H113ZM148 184V185H146ZM154 184V185H153ZM118 185H121L120 187H118ZM154 187H153V186ZM236 185L238 187H241V181L237 182L236 181ZM117 186V187H116ZM152 186V189H150V187ZM157 187V189L155 190V188ZM160 186V187H159ZM126 187V188H125ZM120 188H122L121 192L120 191ZM129 188V189H128ZM160 188V189H158ZM165 188V190H164ZM151 192V194L153 193ZM156 192V194H155ZM167 192V194H166ZM165 193V194H163ZM163 196H161V195ZM158 196V197H159ZM168 198H167V197ZM125 197V198H124ZM164 197V199H163ZM121 198V196H120ZM167 198V199H165ZM129 199V198H128ZM168 203V204H165V203ZM170 202V203H169ZM1 203V202H0ZM172 203V204H171ZM2 204V203H1ZM0 204V210H1V207L2 205ZM25 213H27L28 215H38L40 216V209L38 206V201L36 199H32V198H29L28 199V202H26L25 200ZM168 208H167V206ZM34 209V210H33ZM120 208H113V209H110L108 212H102L100 214H96L97 217L100 216H111L112 215V219H115V218H123L125 215H124V210H122L120 212ZM149 210L151 211L152 213V216L150 220H148V224H152L153 221H154V218H155V209L152 208V206H149ZM18 211H22V209H19ZM90 211V210H89ZM88 211V212H89ZM27 214H24V215H21L23 217H28ZM103 214V215H102ZM118 216V217H117ZM108 218V217H106ZM125 218V217H124ZM111 220V219H110ZM2 229V224H1V221H0V230ZM135 229V227L133 228ZM136 230H137V227H136ZM68 237V236H67ZM57 236H55L54 238H50L47 240V242H49V247H47V249H43V250H39V251H36L34 253H32L33 255H31V257L29 259L25 258V259H21V262L23 264H35V261L36 262H40V263H43L44 261V258L45 256L46 257H49L51 259H53L54 261H56L58 264L59 263H62L63 261H58V259L60 258L59 254L61 253V248H60V245L62 243V241L59 239L57 240L56 239ZM64 238V237H63ZM150 238V237H149ZM7 238L4 237V235H1L0 234V264H7V260L2 256L3 255V252L1 251L3 245H1V242L2 241H6ZM179 243V244H178ZM66 245V244H63L61 245L62 247ZM67 246V245H66ZM182 243H180L179 239H178V233L176 231H173L171 233V237H170V241H169V246H168V253H170V258L168 259V261L165 263V264H182L183 262L181 261L180 259V256H177L178 252H180L182 250ZM190 249L191 247H186V249ZM181 249V250H180ZM185 249V248H183ZM17 258H15L16 260ZM238 261V262H237ZM16 263L18 264V261H16ZM240 261L239 260H231L229 263H218V264H239ZM63 264H69L68 262H64ZM106 264H120L119 262L115 261V260H108V263L106 262ZM213 264H217V263H213Z\"/></svg>", "mask_w": 264, "mask_h": 264}, {"label": "built area", "instance_id": "obj_3", "mask_svg": "<svg viewBox=\"0 0 264 264\" xmlns=\"http://www.w3.org/2000/svg\"><path fill=\"white\" fill-rule=\"evenodd\" d=\"M9 16H10V13L6 16L7 20L9 19ZM162 119H164L166 122H168V124H170V122H171V119L169 120L168 115H167L166 112L161 115V120ZM166 122H164L165 125H166Z\"/></svg>", "mask_w": 264, "mask_h": 264}]
</instances>
